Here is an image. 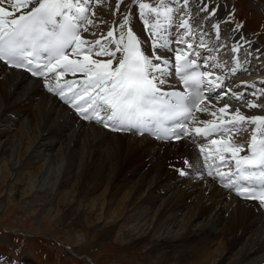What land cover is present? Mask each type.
I'll return each mask as SVG.
<instances>
[{
	"label": "bare ground",
	"instance_id": "obj_1",
	"mask_svg": "<svg viewBox=\"0 0 264 264\" xmlns=\"http://www.w3.org/2000/svg\"><path fill=\"white\" fill-rule=\"evenodd\" d=\"M104 2L110 4L111 0H99L97 4L92 0L88 5L94 6L88 16L94 20L90 32L96 35H90L89 32H82L81 35L90 41L102 38L110 29L118 31L115 22L120 21L121 16L113 14L117 0L113 1L114 5H105L106 7ZM164 2L161 0L158 4L163 3L165 6L158 9L161 13L166 8ZM128 3L129 0H124L121 4L122 12L128 10L125 7ZM178 4L179 7L176 9V5L174 10L182 6V0ZM217 5L222 6L218 7L217 15L209 21L204 13L197 11L201 7L197 0H189V7L184 9L189 16L175 11L170 24L163 15L159 17L164 29L161 35L166 36L169 41H175L183 31L177 27L181 17L189 19L193 30L190 42L196 46L198 38L203 35L207 44V49L197 47V51L201 53L197 64L212 74L211 77L220 76L227 88L236 91L234 94L243 93L245 99L246 96L251 98L255 93L259 100L257 104L264 105V96L259 95L264 90L263 49L260 50L245 31H237L231 27L228 22L229 6ZM99 8L110 16L100 15ZM133 11L137 14L131 17L132 27L142 41L148 42L142 44V49L148 53L152 50L149 47L151 36L145 31L144 22L138 16V6ZM144 12L149 17L150 25L156 22L154 13L149 9ZM218 19L221 34L219 39L212 27L218 23ZM245 39L248 42L242 44ZM237 44L242 45L240 51L231 53V47ZM169 47L178 48L183 45L171 43ZM161 51L166 56L173 55L166 50ZM69 59L84 62L83 55L69 56ZM91 59L103 61L108 57L91 56ZM253 61L255 67H250ZM222 64L225 66L219 67ZM250 69L256 78L243 80L242 75ZM164 78L168 81L163 85L165 91L175 81L171 73ZM65 79L72 80L75 77L68 74L60 80L66 95H70L64 85ZM242 82H246L248 86L245 87ZM49 83L55 86L57 81L53 78ZM74 88L78 89L79 85ZM210 97L215 104L206 101L198 107L193 117V130L200 128L202 131L216 122L231 127L224 122L235 117V114L229 115L227 111L220 113L219 108L225 103L219 102L215 93H211ZM239 102L235 99L232 101L235 106ZM258 108L261 112L255 113L245 105L244 108L240 107L245 110L240 114L264 117V107ZM205 110L209 117L201 114ZM213 112L216 115H212ZM1 124L5 127L0 129V139L8 132L15 133L0 144V199L6 195L10 199L24 196L26 200L41 197V208L50 204L49 208L53 210L47 209L46 213L54 219L66 216V220L81 222L92 215L96 222L103 224L104 237L114 233L115 237L121 236L134 246L145 248L143 253L149 254L150 264H257L256 257L264 252L262 207H258L257 202L239 200L228 189L217 186L213 175L198 178L193 176L196 172H201L199 168L208 162L218 163L221 159L239 158L244 149L236 150V146L243 144V134L242 140L219 137L214 139L216 143L211 140L208 144L198 138L201 146L196 148L191 141L181 140L172 144L147 136L109 132L95 120H78L59 96L43 87V82L37 83V80L23 72L7 69L0 63ZM245 125L247 124H244L243 130L247 128ZM258 125L264 129V125ZM258 125L248 129L247 133L254 132ZM238 126L240 125L236 128ZM232 129L235 133L240 132ZM47 138L54 140L52 146L45 142ZM21 145L22 151L19 154L15 152L17 157L13 162L10 158L14 149L18 151ZM55 157L54 164L62 166L59 179L56 173L49 174V169L44 171L51 165L45 166L47 160L54 161ZM183 158L190 159L187 174L183 178L175 176V172L165 167L167 162L179 164ZM168 159L170 160L167 161ZM127 161L129 177L126 183L132 184L119 200L116 199L118 206L113 209V198L111 195L110 199L107 198L109 193L114 192H110L116 180L113 179V174ZM142 170L144 173H141ZM3 172L5 174L2 177ZM94 191L100 193L94 195ZM59 215V218L56 217ZM248 261L255 263H245ZM5 262L29 264L25 259L21 262H12L5 257L0 259V264ZM258 263L264 264V255Z\"/></svg>",
	"mask_w": 264,
	"mask_h": 264
},
{
	"label": "snow or ice",
	"instance_id": "obj_2",
	"mask_svg": "<svg viewBox=\"0 0 264 264\" xmlns=\"http://www.w3.org/2000/svg\"><path fill=\"white\" fill-rule=\"evenodd\" d=\"M91 3L92 0H0V62L23 70L30 77H35L37 83L43 82V87L59 96L83 119L95 120L113 130H140L149 120L158 122L185 115L184 102L188 96L163 90V85L168 83L164 77L169 73L179 75L189 87L200 86L205 79L212 87H226L220 76L209 79L212 74L208 72L190 71L197 66L201 56L197 47L207 49V44L203 35L198 38L196 46L190 42L193 30L189 19L181 17L177 27L183 31L178 34L175 41H169L166 36L161 35L164 29L159 17L163 15L170 24L174 11L189 16V13L184 12V9L189 7V0H182V6L178 10L167 7L163 13L158 10L165 7L163 3L157 7H150L139 0H129L128 5H125L128 10L122 12L121 4L124 0H117L113 14L121 16V20L115 22L118 31L110 29L102 38L90 41L81 33L89 32L90 35H96L90 32V27L94 23L88 16V5ZM177 3H181V0H177ZM197 3L201 5L197 11L204 13L209 21L217 15L218 7L222 6L211 0H197ZM137 6L140 10L138 16L144 22L145 31L151 36L152 42L149 47L152 50L147 54L142 49V44L148 42L142 41L132 27L131 17L137 14L133 11ZM145 9L156 14L155 23L149 24ZM57 18H60L59 21ZM228 22L231 23V19ZM212 27L216 38L219 39L220 24ZM235 27L238 31L241 26ZM171 43L183 47H169ZM241 47V44L231 47V53L239 52ZM161 50L173 55L166 56ZM81 55L83 63L79 59H69V56ZM91 56L108 59L101 61L91 59ZM224 66L219 65L221 68ZM68 74L75 77L72 80H64L70 95H66L65 88L60 84V80ZM53 77L57 81L55 86L49 83ZM242 84L248 86L246 82ZM75 85H79V88L75 89ZM228 95H233L237 102L244 99L243 93L234 94L232 88H228L224 93V96ZM259 95L264 96V90H261ZM166 96L175 97V103L168 102ZM257 98L253 93V100ZM205 99L207 98L201 97L199 101H193L192 107L195 108L197 103ZM245 103L250 108L264 107L255 102ZM226 111L229 115L235 114V120L224 122L231 125V128L240 125V129H243L245 123L256 124L257 121L264 125L262 116L245 117L240 114V109H231L228 104L219 108L220 113ZM187 114L190 115V111ZM211 114L216 115L215 112ZM200 132V128L195 129V134ZM256 132L261 133L259 146L256 143ZM192 134L185 125H181L179 132H174L173 137L181 139ZM205 134L225 133L220 127L212 126ZM250 141L249 145H237L236 150L247 147L252 152V157L245 155L242 159L248 163L258 156V162L250 163L245 173L240 170L238 160L236 179H233L231 172L227 175L221 173L219 178L227 179L229 181L227 186L230 189L234 187L240 197L256 200L258 207H264V129L258 125ZM212 142L216 143L215 140ZM183 163L188 164V161ZM257 168L260 169L259 174L254 171ZM180 174L184 175L185 172L181 170ZM240 180L248 181L249 184L255 180L259 183V188L241 184L238 182Z\"/></svg>",
	"mask_w": 264,
	"mask_h": 264
},
{
	"label": "rangeland",
	"instance_id": "obj_3",
	"mask_svg": "<svg viewBox=\"0 0 264 264\" xmlns=\"http://www.w3.org/2000/svg\"><path fill=\"white\" fill-rule=\"evenodd\" d=\"M108 1L110 0H106V2ZM113 1L114 0H111L110 4L104 2V6L114 5L115 3H113ZM93 2L97 4L99 0H93ZM141 2L150 5V3L153 4L154 0H141ZM211 2L229 6V19L232 21L230 23V25H232L231 27L236 29L235 26L240 25L239 31L245 30V33L253 39L252 41H254L256 46H259L258 48L260 50L263 49L262 51L264 52V0H211ZM176 5L177 9L179 4L176 2ZM92 8L94 9L93 5L89 7L88 15H90ZM99 12L102 16H110L108 12H104L101 9ZM172 29H174V27ZM246 98H250V96H246L245 99ZM207 114L206 116L209 117V113ZM24 118L25 117H22V119ZM4 127L3 124L0 125V129ZM14 133V131L11 133L8 132L7 135L0 139V144L4 140L11 138L10 136L14 135ZM244 133L245 132H242L245 136ZM45 142H47V144L49 143L50 146L54 144V140L51 138H47ZM21 148L22 145L19 146L18 151L14 149L13 156L10 158L11 160L13 159V162L17 157L15 152L18 154L21 153ZM56 158L57 157L54 158V161L47 160L45 166L47 164L51 165L49 168L44 169V171L46 172L49 169V174L52 172L56 173V175H58L57 179H59V171L60 168L62 169V166L60 167L54 164ZM169 160L170 159L167 161ZM170 164L171 162H167L165 167L167 169L170 168ZM128 170L129 162L127 161L125 165L119 167V170L113 174V179L115 178L116 180L110 192H114L113 194L109 193L107 196L108 199H110V195L111 198H113L111 203V208L113 209L118 206V198H120L124 192L128 190L129 185L132 184V182L126 183L129 177V175L127 176ZM171 170L173 169L171 168ZM141 173H144V171L142 170ZM4 174L3 172L2 177ZM153 184L154 183H152V185ZM54 190L52 191L53 194L55 193ZM5 192L6 194L9 193L8 191ZM99 193L100 191H94V195ZM40 198L41 197L36 196L26 200L24 196H17L16 199H10L6 195L0 199V250L8 259H11L9 261L13 262L15 258L16 261L14 262L25 259L32 264L152 263L149 254H146V252L143 253L145 248L142 249L139 246H134L121 238V236L117 235V237H115L114 233H109L110 235L108 234L104 237L103 224L96 222L92 215L88 220L85 218L82 219L83 221L81 222H75L73 219L66 220L67 217L62 216L61 218V214L56 216L58 218L60 217L59 219L50 218L46 212L47 209L50 211L53 209L49 208L50 204H46V206L41 208ZM2 199L4 200L1 201ZM91 204L92 203H90V206ZM75 237L78 238L75 239ZM261 253L255 259L257 263L263 258L264 252L262 251ZM245 263L255 262L248 261Z\"/></svg>",
	"mask_w": 264,
	"mask_h": 264
}]
</instances>
